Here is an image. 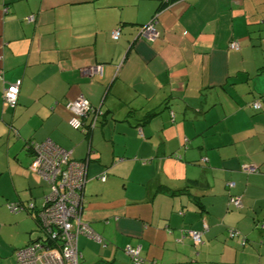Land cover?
I'll use <instances>...</instances> for the list:
<instances>
[{
  "label": "crops",
  "instance_id": "crops-1",
  "mask_svg": "<svg viewBox=\"0 0 264 264\" xmlns=\"http://www.w3.org/2000/svg\"><path fill=\"white\" fill-rule=\"evenodd\" d=\"M1 2L0 264L42 237L48 184L26 143L46 139L87 160L81 219L102 240L78 235L79 264H134L126 245L146 264H264V0ZM152 18L157 35H138ZM80 96L99 110L87 132L92 113L68 124Z\"/></svg>",
  "mask_w": 264,
  "mask_h": 264
},
{
  "label": "built area",
  "instance_id": "built-area-1",
  "mask_svg": "<svg viewBox=\"0 0 264 264\" xmlns=\"http://www.w3.org/2000/svg\"><path fill=\"white\" fill-rule=\"evenodd\" d=\"M164 1V0H163ZM26 21H33V16L25 18ZM152 18L146 24L138 28V35L153 39L157 35ZM120 36L119 27L111 31V38L117 40ZM264 41V40H263ZM229 47L237 49V41H231ZM99 66L94 67L98 71ZM1 72V71H0ZM20 80L9 83L2 92V99L5 104L14 107L19 91ZM254 109L260 108L258 101L252 102ZM65 108L70 113L68 124L74 129L83 128V119L91 118L87 123L90 129L96 126L99 110H96L82 96L67 101ZM33 156L32 168L42 176L50 187V191L44 197L41 207L36 210V218L39 220V228L43 235L27 245L18 248L15 255L16 264H79L81 253L77 247L79 234L88 235L98 242L102 238L95 233L86 221L81 219L83 204V190L86 182L87 160H76L71 157V152L66 150L49 139L32 144ZM241 170L247 173L256 172V166L244 164ZM102 181L105 176H100ZM233 185V182H228ZM228 203L235 208L241 207L238 196L231 195ZM7 207L10 211L16 212L25 208H33V202L26 204L11 203ZM205 228L206 225L203 224ZM187 234L194 244L202 242L201 232L188 229ZM229 235H235L233 230ZM125 252L132 258L134 264H145L140 255L139 247L126 245Z\"/></svg>",
  "mask_w": 264,
  "mask_h": 264
},
{
  "label": "trees",
  "instance_id": "trees-1",
  "mask_svg": "<svg viewBox=\"0 0 264 264\" xmlns=\"http://www.w3.org/2000/svg\"><path fill=\"white\" fill-rule=\"evenodd\" d=\"M174 0H158V5H157V7H156V12H158V11H160V10H162L163 8H165V7H167L170 3H172ZM83 125L85 126V123L83 122ZM89 130V128H88V126L86 125V132ZM32 144H33V142H30V141H28L27 143H26V145H27V150L29 151V152H31V154H32V156H33V149H32ZM185 190V189H184ZM187 190V189H186ZM177 192H183V189H180V190H170V193H172V194H175V193H177ZM30 209V208H29ZM36 216V215H35ZM37 223H38V227H39V220L37 219ZM145 261V260H144ZM146 264V263H145Z\"/></svg>",
  "mask_w": 264,
  "mask_h": 264
},
{
  "label": "rangeland",
  "instance_id": "rangeland-1",
  "mask_svg": "<svg viewBox=\"0 0 264 264\" xmlns=\"http://www.w3.org/2000/svg\"><path fill=\"white\" fill-rule=\"evenodd\" d=\"M30 2H31V4H32L33 1H30ZM0 8H1V10H3V8H7V6H6V5L2 6V2H1V7H0ZM96 125H97V124H96ZM45 189H46L47 192L50 191V187H49V186H47ZM91 229H92V228H91ZM42 235H43V233H42Z\"/></svg>",
  "mask_w": 264,
  "mask_h": 264
}]
</instances>
